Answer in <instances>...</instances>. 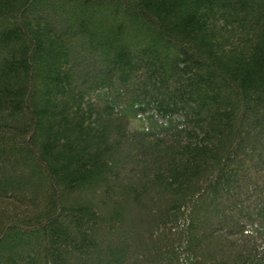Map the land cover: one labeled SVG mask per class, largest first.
Returning <instances> with one entry per match:
<instances>
[{"label":"trees","instance_id":"obj_1","mask_svg":"<svg viewBox=\"0 0 264 264\" xmlns=\"http://www.w3.org/2000/svg\"><path fill=\"white\" fill-rule=\"evenodd\" d=\"M0 264H264V0H0Z\"/></svg>","mask_w":264,"mask_h":264},{"label":"rangeland","instance_id":"obj_2","mask_svg":"<svg viewBox=\"0 0 264 264\" xmlns=\"http://www.w3.org/2000/svg\"><path fill=\"white\" fill-rule=\"evenodd\" d=\"M135 124V123H134Z\"/></svg>","mask_w":264,"mask_h":264}]
</instances>
